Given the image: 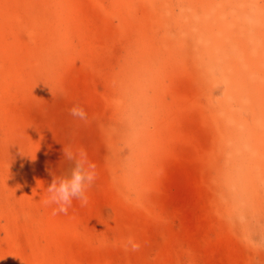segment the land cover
Masks as SVG:
<instances>
[{"label": "rangeland", "instance_id": "rangeland-1", "mask_svg": "<svg viewBox=\"0 0 264 264\" xmlns=\"http://www.w3.org/2000/svg\"><path fill=\"white\" fill-rule=\"evenodd\" d=\"M0 264H264V0H0Z\"/></svg>", "mask_w": 264, "mask_h": 264}, {"label": "clouds", "instance_id": "clouds-1", "mask_svg": "<svg viewBox=\"0 0 264 264\" xmlns=\"http://www.w3.org/2000/svg\"><path fill=\"white\" fill-rule=\"evenodd\" d=\"M69 114L74 118L86 120L87 115L78 104L69 109ZM65 157L72 162V167L66 174L55 175L50 173L53 178L51 184L47 187L48 197L45 204H56L58 207L54 214L68 213L72 206L73 199L79 200L82 205L88 203L86 191L96 180V165L90 162L86 153L83 151L74 153L69 149H64Z\"/></svg>", "mask_w": 264, "mask_h": 264}]
</instances>
